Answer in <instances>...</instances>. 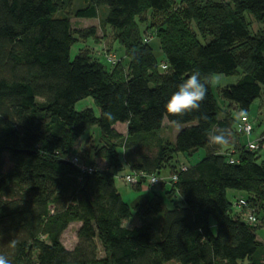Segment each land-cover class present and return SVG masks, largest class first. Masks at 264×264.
<instances>
[{"label": "trees", "instance_id": "trees-1", "mask_svg": "<svg viewBox=\"0 0 264 264\" xmlns=\"http://www.w3.org/2000/svg\"><path fill=\"white\" fill-rule=\"evenodd\" d=\"M81 1L0 0V255L11 264H264L255 225L264 211V140L249 148L254 140L243 143L237 124L264 90V26L252 32L247 16L264 25V0ZM73 16L110 27L127 61L107 66L88 47L72 59L75 42L100 41L95 25L74 27ZM148 21L166 69L144 41ZM193 72L241 77L220 89V101L209 85L200 112L167 116L165 104ZM87 97L99 114L76 109ZM174 119L185 126L172 140L161 129ZM95 125L91 150L104 168L77 154ZM208 130L229 131L230 142L210 145ZM201 149L194 164L178 163L180 153ZM128 173L141 191L131 203L116 184ZM151 175L163 180L148 184ZM229 189L244 193L256 222ZM133 214L141 223L126 226ZM74 222L68 249L62 234Z\"/></svg>", "mask_w": 264, "mask_h": 264}, {"label": "rangeland", "instance_id": "rangeland-1", "mask_svg": "<svg viewBox=\"0 0 264 264\" xmlns=\"http://www.w3.org/2000/svg\"><path fill=\"white\" fill-rule=\"evenodd\" d=\"M81 0H71V6L77 7L81 5ZM107 10V7L101 8L100 15H103ZM248 19L251 21V31L254 32L255 29H258L260 26H264L261 23L254 20L249 14L247 15ZM150 20V17H149ZM72 23L74 27H89L95 25L97 27V35L100 41H97L94 37H90L87 40H80L75 42L70 50V56L73 59L76 54L79 52L81 48L88 47L93 55V57L99 58L102 63L105 65L115 64L118 61H124V63L127 61L124 56L123 49L119 46L118 42L116 41L114 37V33L110 27L104 29L101 24L100 20L97 18H77L75 16L72 17ZM141 28L143 29L144 33V41L145 39H148L147 42H150V45L154 51V54L156 55V58L158 60L159 65L165 64L166 59L165 56L160 48V42L159 39L156 37L155 29L151 25V22L148 21L146 23L141 24ZM108 55H110L112 60L108 58ZM115 62H112L114 61ZM241 75L235 74V75H225V74H214L211 78H215L219 81L217 85H212L213 92L215 96L221 100L220 98V89L226 85H232L235 84ZM222 102V101H221ZM88 106H93L96 114H99V109L94 103L93 99L91 97H87L84 99L79 100L76 103V109L82 110ZM248 116L250 117V120L253 124V131L251 135H242L241 141L243 143H247L248 139L259 141L260 139L264 140V90L260 98L256 99L249 111L247 112ZM183 124H174L170 123L167 120H165L164 126L161 129V134L163 136H166L172 140H175L177 133L184 127ZM121 132L125 133L126 128L119 126L118 128ZM87 136H91L92 140H89L85 143L83 140L87 138ZM236 136H238L236 134ZM99 137V128L98 126H90L85 131V134L81 137V141L78 144L77 148V154L80 158H82L83 161H91V159L94 161V164L96 167L104 168L106 166L105 162L101 160L100 158H96L93 156V150L92 143L96 142L97 138ZM204 154V150H199L196 154L193 156H188L186 154L180 153L178 156V163L182 164H194L196 161H198L200 158H202ZM260 154L262 157H264V144L262 148L260 149ZM177 163V164H178ZM9 168V163L6 165V169ZM170 169L166 168L162 171V175H169ZM116 184L120 192L122 193L123 198L128 202H133V200L141 193V191H137L132 184L126 183L120 176H117ZM147 189V188H146ZM144 190V189H142ZM245 195L242 192H237L235 190L229 189L228 190V198L233 201L235 199L244 198ZM176 198V197H175ZM240 208L237 206H233V213L237 212ZM252 209H255L253 207L245 206V209H243V212L249 214V212H252ZM254 212V211H253ZM246 219V218H244ZM141 223V219L136 216L135 214L132 215V217L125 221L126 226H134ZM79 222L71 223L70 226L64 231L62 234V241L64 245L68 249H72L76 242H77V236L76 231L79 227ZM255 225H258L256 233L257 237L260 241L264 242V211L259 212L258 221L255 223ZM214 231H216V227L214 226ZM159 236V234H158ZM102 254V253H101ZM169 264H180L179 262L172 260L169 262ZM241 264H248L247 261L241 262Z\"/></svg>", "mask_w": 264, "mask_h": 264}, {"label": "clouds", "instance_id": "clouds-1", "mask_svg": "<svg viewBox=\"0 0 264 264\" xmlns=\"http://www.w3.org/2000/svg\"><path fill=\"white\" fill-rule=\"evenodd\" d=\"M219 81L215 78H201L199 72H193L184 79L178 86L177 90L171 95L165 104L166 115L169 117L183 118L194 112H200L201 105L205 101L209 85H217ZM246 113L241 112L237 119L243 118ZM181 119H174L172 123L179 124ZM201 119L207 121V114H201ZM246 131V129H241ZM208 143L210 145L225 146L230 140L231 133L227 130L215 132L208 130L206 132ZM0 264H11V261L4 255H0Z\"/></svg>", "mask_w": 264, "mask_h": 264}, {"label": "built area", "instance_id": "built-area-1", "mask_svg": "<svg viewBox=\"0 0 264 264\" xmlns=\"http://www.w3.org/2000/svg\"><path fill=\"white\" fill-rule=\"evenodd\" d=\"M145 41L147 42L148 39H145ZM108 58L110 60H112L113 57L108 55ZM112 62H115V59ZM162 68L166 69L167 68V64L166 63L162 64ZM237 124H238L239 130L246 129V131H242L241 130L244 134L249 136L252 133L253 124L250 121V119H249L247 114L245 116H243V118L238 119ZM248 146L251 149H258V148H260V143H259V141H249ZM70 160L72 161V163L77 165L82 171H86L88 173H91L94 170V168L92 166H88L86 164H83L80 161L79 157H77V156H72V158ZM230 162H234V159L231 158ZM176 177H177L176 175H173V179H176ZM123 179H124V181L126 183H129V184H132V185L137 184V182L139 180L138 179V175L137 174H133V173L126 174ZM161 180H163L161 177L151 175V176H148L147 183L148 184L150 183V184L154 185V184L158 183ZM237 204H238V206H241V207L247 206V201L244 198H239ZM248 220L250 222L254 223V222L257 221V217L254 214H249Z\"/></svg>", "mask_w": 264, "mask_h": 264}, {"label": "crops", "instance_id": "crops-1", "mask_svg": "<svg viewBox=\"0 0 264 264\" xmlns=\"http://www.w3.org/2000/svg\"><path fill=\"white\" fill-rule=\"evenodd\" d=\"M164 123H165V121H164ZM117 128H119V126H121V127H127V124L126 123H117L116 125H115ZM83 142H84V140H83ZM224 148H228V146L227 147H224Z\"/></svg>", "mask_w": 264, "mask_h": 264}]
</instances>
